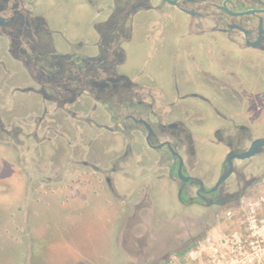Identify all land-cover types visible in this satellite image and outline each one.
I'll return each instance as SVG.
<instances>
[{"label": "flooded vegetation", "instance_id": "flooded-vegetation-1", "mask_svg": "<svg viewBox=\"0 0 264 264\" xmlns=\"http://www.w3.org/2000/svg\"><path fill=\"white\" fill-rule=\"evenodd\" d=\"M260 139L264 0H0V188L18 164L134 213L168 192L205 226L264 183Z\"/></svg>", "mask_w": 264, "mask_h": 264}, {"label": "rangeland", "instance_id": "rangeland-1", "mask_svg": "<svg viewBox=\"0 0 264 264\" xmlns=\"http://www.w3.org/2000/svg\"><path fill=\"white\" fill-rule=\"evenodd\" d=\"M48 15L54 22V10ZM17 165L14 188H0V264H180L174 252L194 244L175 238L185 221L198 240L184 264H264V183L239 207L207 212L203 226L201 211H182L168 192L153 190L134 213L105 188L74 195L27 188Z\"/></svg>", "mask_w": 264, "mask_h": 264}, {"label": "trees", "instance_id": "trees-1", "mask_svg": "<svg viewBox=\"0 0 264 264\" xmlns=\"http://www.w3.org/2000/svg\"><path fill=\"white\" fill-rule=\"evenodd\" d=\"M196 248V245H194L193 247L186 249V250H182L180 252H178L177 254H175V259L180 263V264H184L186 261V258L188 257V255ZM163 264H172L171 261H166Z\"/></svg>", "mask_w": 264, "mask_h": 264}, {"label": "water", "instance_id": "water-1", "mask_svg": "<svg viewBox=\"0 0 264 264\" xmlns=\"http://www.w3.org/2000/svg\"><path fill=\"white\" fill-rule=\"evenodd\" d=\"M260 147H264V139L256 140L244 157H251L252 155H255Z\"/></svg>", "mask_w": 264, "mask_h": 264}, {"label": "crops", "instance_id": "crops-1", "mask_svg": "<svg viewBox=\"0 0 264 264\" xmlns=\"http://www.w3.org/2000/svg\"><path fill=\"white\" fill-rule=\"evenodd\" d=\"M160 189V188H159Z\"/></svg>", "mask_w": 264, "mask_h": 264}]
</instances>
